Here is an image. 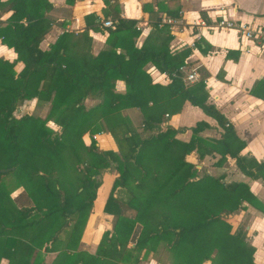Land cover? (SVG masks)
I'll use <instances>...</instances> for the list:
<instances>
[{
  "label": "trees",
  "instance_id": "obj_1",
  "mask_svg": "<svg viewBox=\"0 0 264 264\" xmlns=\"http://www.w3.org/2000/svg\"><path fill=\"white\" fill-rule=\"evenodd\" d=\"M6 1L11 15L0 25V42L16 56L0 57V259L8 264H43L47 252L61 250L55 264H138L164 240L168 264L205 260L255 264L253 247L241 243L242 233L231 230L226 215L242 207V201L260 210L264 205L244 182L224 183L219 175L205 172L197 175L184 155L193 149L199 157L217 151L220 162L228 154L250 176H264V160L238 153L244 142L206 100L202 79L183 84L177 68L186 49L172 54L167 48L169 32L157 45L135 46V20L119 16L115 3L109 11L114 24L105 27L107 47L95 55L70 51L76 42H67L73 35L68 31L43 49L38 43L50 25L44 15L50 3ZM166 14L176 15L177 10ZM159 16L151 24L162 30L165 24L157 25ZM93 17L84 15L85 23ZM15 60L22 62L18 71L13 68ZM147 60L168 75L175 74L165 84L152 82L142 68ZM116 78L123 80L122 92L114 89ZM88 94L97 102L85 104ZM32 97L48 100L43 116L12 114L18 102ZM184 99L223 127L220 137L199 136L206 126L202 120L190 127L186 141L174 137L171 125L160 127L163 113L177 111ZM130 106L140 111V127L149 130L148 135L142 136L121 114ZM100 130L110 133L116 150L97 147L93 134ZM84 132L89 143L82 138ZM65 153L80 181L77 187L65 172ZM110 165L116 174L102 205L112 217L110 228L103 229L92 252L80 249L86 211L101 183L97 177ZM16 187L22 188L29 203L16 204L11 196Z\"/></svg>",
  "mask_w": 264,
  "mask_h": 264
},
{
  "label": "crops",
  "instance_id": "obj_2",
  "mask_svg": "<svg viewBox=\"0 0 264 264\" xmlns=\"http://www.w3.org/2000/svg\"><path fill=\"white\" fill-rule=\"evenodd\" d=\"M47 1L50 3V8L44 12V15L50 25L38 43V46L43 49L47 48L62 31H68L73 35L67 42H76L74 45L70 44V51L75 48L79 53L95 55L99 50L107 47L106 30L100 21L110 17L109 11L114 3L118 7L119 16L133 18L135 25L139 27L137 35L133 37L135 46L157 45L161 37L169 32L170 37L167 40L169 51L172 54L182 49L187 51L180 75L187 71H194L196 80H203L207 91L206 100L215 105L224 115L226 122L233 127L236 136L244 142L238 153L246 159L264 160V44L241 39L232 28H211L209 25L191 24L197 17L203 18L209 24L220 16L249 23H260L264 19V0H230V2L225 0H108V4H105L103 0ZM174 9L177 10V14L171 16L177 17L179 23L172 26L165 24L162 30L152 27L151 23L157 16ZM9 13L11 9L7 1L0 0V25L7 22ZM88 13H93L94 17L86 24L84 15ZM193 13L196 15L193 16ZM145 31L147 35H144ZM118 50L120 49L116 48V51ZM15 56L11 47L0 42V57L13 60ZM21 66L22 62L15 60L13 68L18 71ZM142 68L149 74L152 82L165 84L169 81V75L159 70L150 60H147ZM161 76L163 80L159 79ZM113 82L115 90L119 92L124 90L123 80L116 78ZM192 82L184 80L183 84L190 85ZM97 100V97L88 94L83 102L91 105ZM23 101L34 105L41 104L38 115L45 114L48 100L32 97ZM121 114L127 115L132 125L138 131L141 130L142 117L137 107L122 108ZM197 120L206 123V126L197 132L201 137L218 138L223 132V127L212 116L204 113L187 99L182 100L177 111L163 113L160 127L165 124L171 125L175 129L174 137L186 141L191 135L190 127ZM152 131L155 132V130ZM149 132V130H141L140 134L146 136ZM85 136L89 140L86 132L82 134L83 140ZM93 137L99 149L116 150L115 142L108 131L100 130L94 133ZM219 156V152L213 151L199 157L193 149L186 153L184 158L194 165L198 175L205 172L219 175L224 183L244 182L256 199L264 205V176L262 174L247 175L236 166L233 157L225 154V158L218 162ZM201 168L205 170L199 172ZM110 174L109 181L106 179L104 185L101 181L97 186V188L100 185L104 186L102 204L98 205L101 210L111 179L115 175L112 172ZM242 204V207L228 213L231 230H240L241 243L253 247L254 263L264 264V209L255 208L246 201H242ZM98 239L99 233L96 234L95 242Z\"/></svg>",
  "mask_w": 264,
  "mask_h": 264
},
{
  "label": "rangeland",
  "instance_id": "obj_3",
  "mask_svg": "<svg viewBox=\"0 0 264 264\" xmlns=\"http://www.w3.org/2000/svg\"><path fill=\"white\" fill-rule=\"evenodd\" d=\"M40 105H34L29 102L20 101L16 105V107L13 109L12 114L17 116L23 113H32V114H38L40 113ZM147 133V131H145ZM65 172L70 179V181L77 187V185L80 183L76 176L75 168L72 164V161L67 153H65V157L62 160ZM201 172L202 170H205L203 168L199 169ZM105 172V174L103 173ZM101 172V174L97 177L103 182L106 181V179L109 181V177H111L110 172L115 173L114 168L110 165L107 168H105V171ZM103 174V175H102ZM202 174V173H201ZM198 175V174H197ZM11 177V176H10ZM7 177L8 180H12V178ZM7 180V181H8ZM103 185H100L97 188L96 198L93 202V204L88 208L85 215V220L83 227L81 229V234L78 240L77 247L80 249H84L87 251H93L98 240L95 242L96 234L99 233V237L101 235V232L105 228H110L112 217L110 214L104 212L101 210V207L99 208L98 205L102 204L103 200ZM13 190V193L11 196L13 197L14 201L17 205L21 204H27L29 203L28 198L22 188ZM110 215V216H109ZM227 219L229 220L228 214L226 215ZM85 247H84V246ZM61 254L60 251H54V252H47L44 256V262L43 264H55L57 259L59 258ZM170 261V254L169 251L166 248L165 241L161 240L159 241L154 250H150L145 257H143L141 260H139L138 264H168ZM208 261H203L201 264H208Z\"/></svg>",
  "mask_w": 264,
  "mask_h": 264
},
{
  "label": "built area",
  "instance_id": "obj_4",
  "mask_svg": "<svg viewBox=\"0 0 264 264\" xmlns=\"http://www.w3.org/2000/svg\"><path fill=\"white\" fill-rule=\"evenodd\" d=\"M115 19L112 17H105L101 19L100 23L104 27H112L114 24ZM175 23H179V19L177 17L168 15V14H161L158 18L157 25L167 24L169 26L174 25ZM193 25H209L211 28H232L234 29L239 37L245 40L255 41L259 44H264V19L260 23H249L247 21L229 19L223 16H220L218 19H214L211 23L207 24L206 21L201 18L197 17L195 20L191 22ZM137 29L138 26L135 25ZM192 44V42H191ZM182 65L177 68V72L181 74ZM175 71H172L170 75H174ZM182 81H194L197 79L196 73L194 71H187L180 75ZM227 124V122H225Z\"/></svg>",
  "mask_w": 264,
  "mask_h": 264
},
{
  "label": "clouds",
  "instance_id": "obj_5",
  "mask_svg": "<svg viewBox=\"0 0 264 264\" xmlns=\"http://www.w3.org/2000/svg\"><path fill=\"white\" fill-rule=\"evenodd\" d=\"M225 2H230V0H225ZM9 15H11V13H9ZM192 15L195 16L196 14L193 13ZM144 35H147V31H145ZM159 79H160V80H163V76L159 77ZM50 126L53 127V128H56V127H57L56 124L51 123V122H50ZM84 140H85L86 143H89V142H90V141L88 140V137H87V136L84 137ZM188 159L191 160L192 158H191V157H188ZM0 264H8V262H7L6 259H0Z\"/></svg>",
  "mask_w": 264,
  "mask_h": 264
},
{
  "label": "water",
  "instance_id": "obj_6",
  "mask_svg": "<svg viewBox=\"0 0 264 264\" xmlns=\"http://www.w3.org/2000/svg\"><path fill=\"white\" fill-rule=\"evenodd\" d=\"M1 170H5V168H2Z\"/></svg>",
  "mask_w": 264,
  "mask_h": 264
}]
</instances>
